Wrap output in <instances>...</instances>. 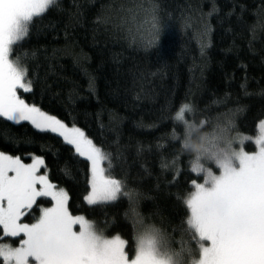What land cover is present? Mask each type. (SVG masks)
<instances>
[{
	"label": "trees",
	"instance_id": "16d2710c",
	"mask_svg": "<svg viewBox=\"0 0 264 264\" xmlns=\"http://www.w3.org/2000/svg\"><path fill=\"white\" fill-rule=\"evenodd\" d=\"M11 58L32 81L21 98L84 131L109 155L105 168L124 188L114 202L88 205L90 164L73 159L62 137L27 122L0 118V151L26 163L41 156L50 181L68 193L70 213L125 240L130 256L142 222L158 230L159 248L175 264L199 258L185 200L192 180L203 177L191 164L211 167L206 158L220 148L226 114L238 138L259 134L264 0H56L33 18ZM184 103L194 111L185 113L182 134L176 113ZM3 242L19 246V239Z\"/></svg>",
	"mask_w": 264,
	"mask_h": 264
},
{
	"label": "snow or ice",
	"instance_id": "6c2138e0",
	"mask_svg": "<svg viewBox=\"0 0 264 264\" xmlns=\"http://www.w3.org/2000/svg\"><path fill=\"white\" fill-rule=\"evenodd\" d=\"M55 4L56 0H0V118L14 124L29 122L41 132L58 134L74 148L73 159L78 154L90 164V190L83 197L87 204L116 201L124 182L103 166L109 160L111 168L109 155L80 128H69L18 94V89L30 92L32 81L27 68L10 58L12 46L28 35L34 17ZM186 109L191 112L190 104L184 103L176 113V120L184 125L182 134L188 125ZM221 122L231 125V115ZM254 143L256 151L239 148L233 153L234 161L221 162L220 174L211 185L207 180H192L194 191L185 203L187 226L199 245L195 264H264V122ZM44 163L41 156L26 163L19 155L0 151V258L4 264H170L155 248L156 228L141 222L143 233L130 256L125 240L105 238L84 216L72 215L67 192L41 172ZM191 171H201L197 161L192 162ZM45 203L50 206L42 207ZM3 237H19V246L3 242Z\"/></svg>",
	"mask_w": 264,
	"mask_h": 264
},
{
	"label": "clouds",
	"instance_id": "9594fccd",
	"mask_svg": "<svg viewBox=\"0 0 264 264\" xmlns=\"http://www.w3.org/2000/svg\"><path fill=\"white\" fill-rule=\"evenodd\" d=\"M191 112L194 111V108L192 105H190ZM188 113V110L186 109V112ZM231 125H227L223 123V127L228 128V131L224 133V143L223 147L218 148L216 151L212 152L209 155V160L215 165V169L221 170V162H226L228 160L234 161L233 153L238 150L237 143H238V136L234 135L235 132V121L234 118L231 117ZM196 153H200L203 150V143H196L192 149ZM198 164L201 166V171L198 173V175L203 177L204 180L208 181V184L211 185L212 180L214 177L218 176L219 174L214 168L203 166L200 162V160H197Z\"/></svg>",
	"mask_w": 264,
	"mask_h": 264
},
{
	"label": "rangeland",
	"instance_id": "374dc122",
	"mask_svg": "<svg viewBox=\"0 0 264 264\" xmlns=\"http://www.w3.org/2000/svg\"><path fill=\"white\" fill-rule=\"evenodd\" d=\"M41 14H43V13H41ZM40 14V15H41ZM39 15V16H40ZM15 44V43H14ZM13 44V45H14ZM13 47V46H12ZM10 58H11V54H10ZM12 59V58H11ZM19 91H21V92H23V93H25L22 89H18V93H19ZM262 122H264V121H262ZM20 123H22V122H20ZM27 123H29V122H27ZM68 126V125H67ZM69 128H71L70 126H68ZM45 132H47V131H45ZM84 132V131H83ZM224 133V132H223ZM58 135V134H57ZM221 135H222V133H221ZM86 136V135H85ZM258 136V135H257ZM87 137V136H86ZM221 137V136H220ZM243 138V137H242ZM251 139H244L242 142H241V139H239L238 138V143H237V147H238V149L239 148H243V150L244 151H246V149H245V146L246 145H248L250 142H252V143H254V139H255V137H250ZM220 143H221V145H220V148L221 147H223V143H224V140L223 141H220ZM206 144V143H205ZM209 143L207 142V145H208ZM255 144V143H254ZM206 145V146H207ZM256 146V145H255ZM98 147V146H97ZM256 148H257V146H256ZM218 148H215L212 152H214V151H216ZM211 152V153H212ZM247 152V151H246ZM210 153V154H211ZM209 156V155H208ZM85 159V158H84ZM208 161H210L209 160V157H207L206 158ZM211 162V161H210ZM107 163V160H105L104 162H103V166L105 167V164ZM212 163V162H211ZM210 168H214L215 169V165L212 163V165H211V167ZM106 169V168H105ZM216 171H217V173L218 174H220V169H215ZM41 172L42 173H46L47 175H48V173H47V171H46V169L44 168V167H42L41 168ZM49 177V176H48ZM89 178H90V176H89ZM50 180V179H49ZM51 182V181H50ZM57 189H59L58 187H57ZM194 191V190H193ZM68 194V193H67ZM121 196V194L118 196V198L117 199H119V197ZM68 198H69V196H68ZM68 202H69V199H68ZM112 202H114V201H112ZM106 203H110V202H98L97 204H95V205H98V204H106ZM86 219V218H85ZM86 220H88V219H86ZM92 225H93V227L95 228V230L97 231V233L98 234H100V235H102V236H104L105 238H108V239H112V238H115L116 236H110V237H108L105 233H104V231H102L101 229H100V227L97 225V223H95V222H92V221H90V220H88ZM139 225H141V224H139ZM77 229H78V226H77ZM139 231L141 230V232H139V235L137 236V240H136V244L138 243V240H139V238H140V236L142 235V233H143V229L141 228V227H139V229H138ZM156 235V234H155ZM13 239H20L19 237H13ZM122 239V238H121ZM162 242V244H164L165 245V242L164 241H161ZM12 246H14V247H16L15 245H12ZM167 247V246H166ZM155 248H156V250H157V252L159 253V255H161V256H163L165 259H170V264H175V262H174V260H173V258H169L166 254H164L161 250H160V248H159V244H158V242H157V238H156V240H155ZM167 249H168V247H167ZM125 250H126V244H125ZM169 250V249H168ZM194 254V253H193ZM190 254H188V256H189ZM199 258L197 257L196 258V260H194L193 261V263H191V264H195V262L198 260ZM0 264H4V262H3V259L2 258H0Z\"/></svg>",
	"mask_w": 264,
	"mask_h": 264
}]
</instances>
